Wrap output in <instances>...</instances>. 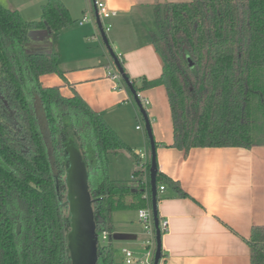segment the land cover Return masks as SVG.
Listing matches in <instances>:
<instances>
[{
	"label": "trees",
	"instance_id": "1",
	"mask_svg": "<svg viewBox=\"0 0 264 264\" xmlns=\"http://www.w3.org/2000/svg\"><path fill=\"white\" fill-rule=\"evenodd\" d=\"M154 19L150 36L162 59L161 76L140 86L129 78L137 91L165 87L171 146L187 151L264 145V0L159 3ZM72 23L60 0H47L40 18L31 21L0 3V264H71L64 153L69 136L80 151L93 144V166L81 152L97 233L111 232L113 211L146 206L137 152L78 94L66 98L57 86L41 84L43 74L63 77L57 53L25 49L29 29L46 28L56 38ZM122 151L135 160L130 185L107 175L108 156ZM162 182L183 193L157 170V188ZM247 243L250 264H264V225L251 228ZM96 264H113L111 243L98 244Z\"/></svg>",
	"mask_w": 264,
	"mask_h": 264
},
{
	"label": "crops",
	"instance_id": "2",
	"mask_svg": "<svg viewBox=\"0 0 264 264\" xmlns=\"http://www.w3.org/2000/svg\"><path fill=\"white\" fill-rule=\"evenodd\" d=\"M60 1L69 10L72 24L61 29L56 38L46 28L27 31V52L58 54L63 77L57 73L43 74L41 84L57 86L66 98L78 94L134 152L140 151L149 138L146 130L143 133L139 111L126 85L120 87L121 82L107 76L105 63L109 54L104 61L102 47L92 41L96 38L94 31L100 36L92 0L90 4L88 0ZM102 1L114 12L103 20L111 24L107 31L110 34H105L115 53L120 55L124 71L137 86L143 80L158 79L163 63L150 36V31L156 30L154 7L159 3L186 0ZM46 2L0 0L4 7L18 10L26 20L36 19ZM89 5L91 10L87 15ZM84 15L88 21L80 24ZM138 92L149 101L145 110L155 141L158 170L177 182L183 192L180 194L165 182L160 183L165 186L164 190H157L159 221L168 220V229L161 235L158 264H250L247 240L251 228L264 225V145L250 149L193 147L185 151L175 148L171 146L173 127L165 87L158 84ZM129 157L120 170L107 167L110 180L130 185L136 165L131 154ZM131 192L125 196L127 203L132 200ZM121 217L115 233L124 237L115 240H137L133 222ZM113 234L111 229L109 243ZM115 264H123L121 252Z\"/></svg>",
	"mask_w": 264,
	"mask_h": 264
},
{
	"label": "water",
	"instance_id": "3",
	"mask_svg": "<svg viewBox=\"0 0 264 264\" xmlns=\"http://www.w3.org/2000/svg\"><path fill=\"white\" fill-rule=\"evenodd\" d=\"M95 0H92L94 4ZM95 8V5H94ZM95 22L101 37V40L112 58L117 70L119 71L123 82L130 91L133 101L141 114L150 145V166L149 182L151 192V209L154 218L156 249L154 253L153 264H158L161 258V234L158 227L159 218L157 215V184L156 173L158 165L156 161L155 141L152 136L150 122L143 107L140 98L137 96V90L132 84L129 76L124 71L121 61L117 57L112 46L109 44L107 36L102 29V23L95 8ZM64 153L68 161L66 169V187L67 202L70 211V231L68 234V252L70 254L71 264H96L98 233L95 230V220L92 209V201L88 181L86 163L80 149L77 146L76 139L73 136L66 138L64 142ZM121 236L118 233L112 235L113 239Z\"/></svg>",
	"mask_w": 264,
	"mask_h": 264
},
{
	"label": "built area",
	"instance_id": "4",
	"mask_svg": "<svg viewBox=\"0 0 264 264\" xmlns=\"http://www.w3.org/2000/svg\"><path fill=\"white\" fill-rule=\"evenodd\" d=\"M94 5L100 17L102 23V29L106 33L107 31L110 30L111 24L109 22L104 23L103 20L112 16L114 12L111 11L102 0H95ZM86 21H88V17L84 15L79 21V23L82 24L83 22ZM117 57L120 60L119 54H117ZM105 67H106L107 76L112 80L118 81L119 83L121 82L119 86L123 87L125 84L111 57L107 59V62L105 63ZM137 96L140 98V101L143 107L145 108V106L148 105L149 101L147 99H144L138 91H137ZM136 127L140 128V125H137ZM137 154L141 161V165L144 164V170H143L144 178L142 181L146 185L143 194V197L146 200V206L138 209V218L140 224L143 226L144 232L148 235V238L145 241H142L141 243L143 248V252L141 254H139L137 251L127 246H123L120 249V252L123 258V264H153L154 253L156 249V238H155L154 218L151 209L149 171L147 170L146 167V164L150 162V157H148L146 152L142 150L138 151ZM164 188L165 186L161 184L157 188V190L159 189L160 191H163ZM158 227L160 230V234L162 235L168 229V220L164 219L162 221H159ZM109 238H110V232L104 230L101 231L100 233H98V244H101L100 240L102 242L108 240L109 242Z\"/></svg>",
	"mask_w": 264,
	"mask_h": 264
},
{
	"label": "rangeland",
	"instance_id": "5",
	"mask_svg": "<svg viewBox=\"0 0 264 264\" xmlns=\"http://www.w3.org/2000/svg\"><path fill=\"white\" fill-rule=\"evenodd\" d=\"M89 2H90V0H88V4H90ZM89 10H91L90 5L86 11L87 15H89ZM92 14L93 13H90V15H92ZM39 18H40V14L36 19H30L28 21L37 20ZM104 21H106V20H104ZM87 24H92V23L89 22ZM94 33L96 35V36L94 35L96 38L92 39V41L97 43L98 45H100L102 47L103 52H104V56H102V58L105 61L107 59V50L105 49V46L103 45V42L101 41V37L98 36L95 31H94ZM107 34L109 35L110 32H107ZM138 119H139L140 123L142 124L143 133H145L144 121H143V118H142L140 113H139ZM65 122H66V124H69V119L66 118ZM81 148H82L81 151L85 155L86 161L88 162V164L90 166H93L95 164V155H94L93 144L84 143L83 145H81ZM141 150L145 151L146 154L148 155V157H150V145H149V142H147V140H146V145L144 147L141 146ZM136 152H138V151H136ZM127 158L130 159L129 154L126 153V151L120 152L116 157L114 155H109L107 158L108 159L107 167L109 166V168L112 169L115 166L116 168H118L120 170V168H122L126 164L125 160H127ZM122 175H124V174H122ZM121 177H122V179L124 178L123 176H121ZM113 216H114V219H113L114 223L112 225V227H113L112 230L114 233L118 232V230H119L120 224H119L118 220L120 219V216H122L123 218L130 219L133 222L132 224L135 225L133 231H136L135 234L137 235V240H135V241L115 240L113 238L111 239L110 243L112 244V247H113V264H115L116 261H118L120 249L123 246L130 247L133 250L137 251L139 254H141L143 252L141 242L145 241L148 238V235L144 232L143 226L139 222L138 209L128 208V209L115 210ZM100 243L102 245V244H108L109 242H108V240L103 241V242L100 240Z\"/></svg>",
	"mask_w": 264,
	"mask_h": 264
}]
</instances>
